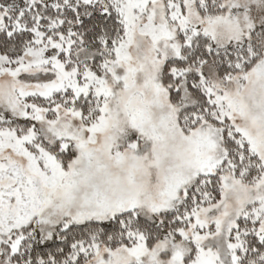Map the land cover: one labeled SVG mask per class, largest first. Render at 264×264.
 I'll list each match as a JSON object with an SVG mask.
<instances>
[{"label":"snow or ice","instance_id":"obj_1","mask_svg":"<svg viewBox=\"0 0 264 264\" xmlns=\"http://www.w3.org/2000/svg\"><path fill=\"white\" fill-rule=\"evenodd\" d=\"M0 264H264V0H0Z\"/></svg>","mask_w":264,"mask_h":264}]
</instances>
